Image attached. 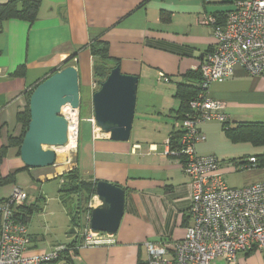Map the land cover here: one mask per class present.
<instances>
[{
	"label": "crops",
	"instance_id": "crops-1",
	"mask_svg": "<svg viewBox=\"0 0 264 264\" xmlns=\"http://www.w3.org/2000/svg\"><path fill=\"white\" fill-rule=\"evenodd\" d=\"M8 1L0 0V4ZM35 1H39L40 8L33 23L15 18L0 26V149L8 145L10 138L21 135L17 117L24 112L31 93L52 74L64 69L71 58L80 82L79 146L71 154V164H65L70 154L66 153L64 159L60 154L65 152L57 148L56 165L41 169H26L18 148L10 147L0 155V179L28 171L39 183L60 179L61 187L62 177L78 169L83 180L107 181L121 187L126 192V204L118 231L114 236L100 233L110 242L82 248L76 252L72 264H147L148 243L181 241L192 224L190 178L184 173L182 160L168 154V142L180 121L176 87L179 83H190L186 74L200 70L205 55L214 45L213 29L199 23L200 17L210 15L208 6L205 2L203 8L197 5L195 9L180 10L172 0ZM214 4H221L220 0H214ZM214 7L213 10L219 11ZM179 16L186 21H178ZM98 39L108 42L109 52L119 61L124 74L139 78V88L158 72L170 79L172 92L152 107L161 106L160 110L140 114L143 128L152 125L148 134L136 131L140 126L134 119L130 140L118 142L97 125L93 97L100 87L94 79L95 59L89 46ZM20 67H24L23 72L14 75ZM208 95L226 105L232 125L264 122V75L250 76L238 67L231 79L214 82ZM84 106L88 107L86 116ZM201 131L212 134L208 122L201 126ZM82 142L90 144L86 163L81 158ZM171 144L174 147L172 141ZM205 153L214 154L211 148ZM221 169L225 175L224 165ZM18 174L15 184L0 185V201L10 198L15 188L20 187ZM258 182L264 179L254 183ZM35 201L29 195L28 204ZM29 231L33 248L42 249L36 247L39 237L33 235L32 229ZM213 264L228 263L217 259ZM237 264H264V252L241 253Z\"/></svg>",
	"mask_w": 264,
	"mask_h": 264
},
{
	"label": "built area",
	"instance_id": "built-area-1",
	"mask_svg": "<svg viewBox=\"0 0 264 264\" xmlns=\"http://www.w3.org/2000/svg\"><path fill=\"white\" fill-rule=\"evenodd\" d=\"M234 5L222 25L212 15L199 18V23L210 26L214 34L212 50L200 68L203 91L192 101L191 112L176 123V146L168 142V154L182 160L184 173L190 178L192 224L181 241L148 243L147 264H213L217 259L237 264L241 253L264 252V182L231 187L220 171L221 160L215 155H199L196 150L206 141L203 124L230 120L226 105L209 97L210 86L234 77L238 67L250 76L264 75V0H239ZM158 77L159 82L170 83L164 73ZM61 115L68 122V143L71 135L76 141L73 152L67 150L68 144L62 148L70 154L65 160L69 165L71 154L78 150L82 118L80 108L71 105H66ZM257 163L256 157H249L239 165L246 170L256 168ZM28 200L24 189L15 188L9 200L0 205V264H72L82 248L110 242L90 228L93 200H98L95 196L88 205L87 224H79L82 229L76 245L33 248L29 225L18 214L21 207L29 205Z\"/></svg>",
	"mask_w": 264,
	"mask_h": 264
},
{
	"label": "water",
	"instance_id": "water-1",
	"mask_svg": "<svg viewBox=\"0 0 264 264\" xmlns=\"http://www.w3.org/2000/svg\"><path fill=\"white\" fill-rule=\"evenodd\" d=\"M138 86L137 76L126 75L117 66L94 94L95 121L103 133L110 134L113 141L130 140ZM66 105L81 107L79 71L75 66L55 72L31 94V121L20 151L26 168L41 169L56 165L55 149L68 144V122L61 115ZM96 197L100 205L92 210L91 231L114 236L124 216L126 192L113 183L99 181ZM74 233L72 228L70 234Z\"/></svg>",
	"mask_w": 264,
	"mask_h": 264
},
{
	"label": "rangeland",
	"instance_id": "rangeland-1",
	"mask_svg": "<svg viewBox=\"0 0 264 264\" xmlns=\"http://www.w3.org/2000/svg\"><path fill=\"white\" fill-rule=\"evenodd\" d=\"M211 1L212 2L209 0H172V2L175 3L176 9L180 10L195 9L197 5L203 8L202 3L206 2V6H208L207 13L210 15L217 12V10H213L212 8L214 5L217 6L219 11H230L235 6L234 3H232L233 0H225L224 2L220 0L221 4H214V0ZM201 12L205 11L202 10ZM180 20L186 21V18L179 16L178 21ZM159 74L160 72H158L157 76H155L154 79L152 78L151 81H143L142 84H140V88L138 87L135 121L137 126L140 127H137L136 131H140L144 135L151 132L152 125L149 124L146 129L143 128L144 126L140 124V114L143 115L144 113L150 112L152 107H154L153 105L157 106V100L162 97V101H164L165 97L168 96L173 89L172 84L159 82ZM160 108L161 106L155 109L153 108V114L157 113ZM86 110H88V107L84 106L83 116L87 115L85 113ZM222 125L223 124L219 121L208 122L212 134L205 132L207 141L201 145H197L196 150L198 149L199 152L202 151L200 153L197 151V153L199 155H206L205 151L211 148L212 153H214L212 155H216L221 160L224 168H226L227 173H225V178L228 185L231 187L241 188L264 179V169L253 168L241 170V167L238 166L241 160L262 154L264 152V147L254 144L252 138L248 137L246 134H242L236 138L229 137L223 130ZM80 147L81 158H84L86 163L88 159L87 148L90 147V144L82 142ZM65 154L66 153H61L60 156L65 159ZM220 171L224 174L222 169ZM17 181L21 188L28 191L32 199L37 200L33 203L34 211L30 216L29 222V230L32 229L33 235L39 237L36 239V247L50 250L59 245H68L73 240L77 239L76 236L80 235L79 232H81L80 230L82 229L81 227L79 228V224H82L83 227L87 224L88 212L78 213V225L75 226L71 214L60 199V179L39 183L28 171H25L18 174ZM68 203L70 208L75 211L77 210L79 199L77 196L73 197L71 200H68ZM93 204L94 208H96V204L99 205L100 202L98 200H93ZM72 228L75 229L73 235L70 234ZM30 235L32 234L30 233ZM71 238H73V240Z\"/></svg>",
	"mask_w": 264,
	"mask_h": 264
},
{
	"label": "trees",
	"instance_id": "trees-1",
	"mask_svg": "<svg viewBox=\"0 0 264 264\" xmlns=\"http://www.w3.org/2000/svg\"><path fill=\"white\" fill-rule=\"evenodd\" d=\"M236 1L239 0H233L232 3H235ZM39 8L40 3L39 1L35 0H10L7 3L0 4V26L4 21L15 18L23 19L28 21L29 23H33L38 15ZM230 11H217L212 15V17H214L217 22L222 25L225 23L226 15ZM89 48L92 57H94L95 59L93 65V75L94 79L98 83L99 88L100 84L107 79L112 69L119 66V61L111 56L109 52L108 42L103 39L93 41L90 44ZM211 50L212 48L208 52H210ZM72 61L73 58L68 60L65 64V67L73 66ZM22 69H24V67H20V69H18L14 73V75H19L21 72H23ZM186 78L190 83H179L176 87L175 97L180 102V107L177 111V114L179 115L180 119H183L187 114L191 112L192 101L196 97H198L199 94H201V92L203 91V89L200 87V83L202 81V75L200 70L197 72L187 73ZM30 97L31 95L28 98L27 106L25 107L24 112L19 113L17 117L18 122L22 126L21 135L17 138H10L8 145L0 149V155L5 153L10 147H17L20 154L21 146L31 121L29 108ZM222 124L223 130L229 137L236 138L241 136L242 134H246L248 137L252 138L254 144L262 145L261 147H264V122H246L232 125L229 120ZM178 134L179 133L177 132H173V134L171 135V141L174 144V147L176 146L175 141L178 139ZM256 158L258 160L256 168H264V152L262 154L256 155ZM18 173L16 172L5 178H1L0 185H7L13 183L15 184L16 176ZM62 180L63 182L60 187V199L62 204L68 209L69 213L71 214L74 221V225L76 226L78 225V213H89L88 205L92 201L94 196H96V186L98 181L90 182L81 179L79 176L78 169L72 170L67 175H64L62 177ZM76 196L79 199V203L77 204V210L73 211V209L69 206L68 200H71L73 197ZM8 200L9 198L0 201V205L4 204ZM33 211V205L29 204L21 207L18 214L19 216H21L22 220L27 222L29 225L30 216ZM77 241L78 240L75 239L68 245H76Z\"/></svg>",
	"mask_w": 264,
	"mask_h": 264
},
{
	"label": "bare ground",
	"instance_id": "bare-ground-1",
	"mask_svg": "<svg viewBox=\"0 0 264 264\" xmlns=\"http://www.w3.org/2000/svg\"><path fill=\"white\" fill-rule=\"evenodd\" d=\"M75 148H76V141L71 135L70 136V141H69L68 146H67V150L70 151V152H73L75 150Z\"/></svg>",
	"mask_w": 264,
	"mask_h": 264
}]
</instances>
